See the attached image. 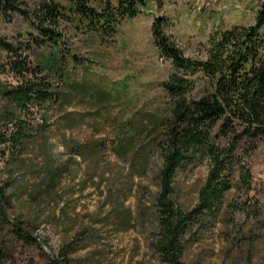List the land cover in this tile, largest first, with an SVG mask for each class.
Instances as JSON below:
<instances>
[{
  "label": "rangeland",
  "instance_id": "rangeland-1",
  "mask_svg": "<svg viewBox=\"0 0 264 264\" xmlns=\"http://www.w3.org/2000/svg\"><path fill=\"white\" fill-rule=\"evenodd\" d=\"M263 1H151L113 34L101 38L61 22V41L42 45L31 43L36 33L22 17L0 18V38L29 44L27 61L45 62L37 74L59 91L39 107L8 104L15 117L0 121V133L13 132L19 119L27 134L14 153L0 143V186L10 219L37 237L32 244L16 238L0 218V264H52L64 247L67 264H170L157 246L155 197L170 118L161 82L172 65L153 43L152 21L170 17L165 31L186 56L202 57L212 32L253 23ZM8 58L0 49V80L15 86L20 78L2 69ZM234 157L231 189L213 213L189 224L180 264H264V136L255 147L241 142ZM207 162L194 153L177 171L176 207L196 204Z\"/></svg>",
  "mask_w": 264,
  "mask_h": 264
},
{
  "label": "trees",
  "instance_id": "trees-1",
  "mask_svg": "<svg viewBox=\"0 0 264 264\" xmlns=\"http://www.w3.org/2000/svg\"><path fill=\"white\" fill-rule=\"evenodd\" d=\"M151 1L158 7L162 4V0H0V18L10 21L14 16L22 17L36 33L31 43L42 45L61 41V22L101 38L113 34L123 18L136 16ZM170 22V17L157 15L151 24L159 55L172 65L168 77L161 82L170 118L166 140L162 141L155 201L160 228L158 249L170 264H180L182 236L189 224L213 213L231 189L235 148L241 142L255 147L256 141L264 136V1L253 23L212 32L202 45V57L191 58L183 53L175 37L165 31ZM0 49L9 55L2 69L20 78L15 86L0 80V96L6 101V106L0 109V121L10 114L15 117L8 104L23 110L56 99L59 91L37 74L46 66L45 62L31 67L27 61L29 44L16 47L0 38ZM18 50L21 52L17 53ZM33 70L31 76H25V72ZM199 83L201 90L196 93ZM77 120L70 117V125ZM22 123L15 119L13 132L0 133V143L8 152L14 153L27 138ZM198 152L202 158H208L207 174L197 190L196 204L184 211L176 207L172 198L173 181L177 171ZM9 207L5 188L0 186L3 223L16 238L36 243L37 237L21 221L10 219ZM67 250L64 247L54 255L52 264H67Z\"/></svg>",
  "mask_w": 264,
  "mask_h": 264
}]
</instances>
